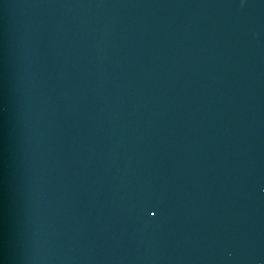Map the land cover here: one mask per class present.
Listing matches in <instances>:
<instances>
[{"label":"water","instance_id":"water-1","mask_svg":"<svg viewBox=\"0 0 264 264\" xmlns=\"http://www.w3.org/2000/svg\"><path fill=\"white\" fill-rule=\"evenodd\" d=\"M0 264H264L220 0H0Z\"/></svg>","mask_w":264,"mask_h":264}]
</instances>
